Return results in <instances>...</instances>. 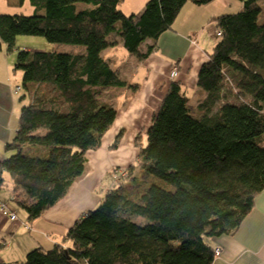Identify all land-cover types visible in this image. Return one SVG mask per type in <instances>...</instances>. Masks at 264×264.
<instances>
[{
  "label": "trees",
  "instance_id": "16d2710c",
  "mask_svg": "<svg viewBox=\"0 0 264 264\" xmlns=\"http://www.w3.org/2000/svg\"><path fill=\"white\" fill-rule=\"evenodd\" d=\"M27 1L32 14L0 13L8 50L18 35L83 48L17 54L23 105L0 160V185L8 172L14 201L34 221L66 196L86 169L88 151L102 146L116 121L118 109L103 92L140 88L103 52L122 44L146 60L189 0H147L140 13L125 11V0H20V7ZM242 3L213 17L220 39L200 68L195 102L173 80L146 143L136 137L139 164L128 167L129 183H137L139 167L141 179L172 187L152 181L137 195L112 188L67 229L63 242L0 264H213L209 238L233 233L264 189V6ZM123 135L122 129L113 147Z\"/></svg>",
  "mask_w": 264,
  "mask_h": 264
},
{
  "label": "crops",
  "instance_id": "0c3cea01",
  "mask_svg": "<svg viewBox=\"0 0 264 264\" xmlns=\"http://www.w3.org/2000/svg\"><path fill=\"white\" fill-rule=\"evenodd\" d=\"M146 1L128 0L126 3L125 0L122 7L127 12L140 13ZM4 2L20 7V0ZM222 2L225 0L198 5L189 0L176 18L174 29L164 32L157 41L156 51L139 62L138 70L134 68V75L141 77L139 90L131 94L125 88L114 87L120 89L115 99L119 103L118 115L103 137L102 146L88 151L84 173L73 182L66 196L41 217L28 220L26 211L14 201L15 187L9 173H3L6 183L0 185V202H5L17 219H11L0 210L1 262L20 261L33 247L50 248L63 242L67 229L77 218L100 203L101 181L115 167H129L138 160L139 150L134 147L137 134L149 127L173 80H178L186 91L193 89L199 93L200 68L208 60L212 47L218 42L214 41L220 35L213 17L223 13ZM5 61L9 64L0 65V160L8 155L6 145L19 127L23 105L22 90H17L19 73L12 71L11 58L7 57ZM174 67H177L178 75L172 78ZM119 129L124 130V135L119 148L111 153L108 145ZM209 241L221 249L213 264H264V189L256 195L254 207L233 233L212 237Z\"/></svg>",
  "mask_w": 264,
  "mask_h": 264
},
{
  "label": "rangeland",
  "instance_id": "374dc122",
  "mask_svg": "<svg viewBox=\"0 0 264 264\" xmlns=\"http://www.w3.org/2000/svg\"><path fill=\"white\" fill-rule=\"evenodd\" d=\"M218 1H221V0H218ZM127 2H128V0H126V3ZM222 3L224 5V7L222 8L223 13L236 12V11L240 10V8L243 5L242 0H225V2H222ZM261 3L264 6V0H261ZM217 5H220V4L218 3ZM122 6H124V3H122ZM20 11H23L27 14H32L31 13L32 12V6L29 3V1L24 3V5H22L21 7H19V5L17 7H15L13 5H8L7 3L4 2V0H0V13H2V12L15 13V12H20ZM132 12L133 11H130L129 13H132ZM260 21L264 22V12L260 16ZM219 39H220V35L218 36L217 39H215L214 42L218 41ZM0 42H1V38H0ZM1 43H2V45L0 47V53H1L0 57H3V59H2L3 61L0 59V65H3V64L8 65L9 63L5 60L7 59V57L11 58V60H12L11 61L12 62L11 69H12V71H18L19 79H17V82L20 83V85L22 84V73L20 70H16L14 67L19 50L28 49L30 51L43 50V51H57V52H79V51H81V49H83L78 45H73V44H68V43H54V42L49 41L48 39H46L44 36H41V35H18L17 40H16V45L11 50L7 49V46L4 42H1ZM103 54L106 57L111 56L114 58L115 67L118 68L121 72H123L122 74L125 77L130 79L132 82H139L141 77L134 75L135 74L134 68H137V70L139 69V62L140 61L134 54L129 52L122 44H118L114 47L107 48L103 52ZM0 68H1V66H0ZM142 73H143V68H141V70H140V74H142ZM119 92H120V89L108 88L105 92H103V97L105 99L109 100L110 102L114 103V105L118 108L119 103L115 99L119 95ZM185 92L188 95V97L190 98L191 102L192 103L195 102V100L198 97L197 91L190 89L187 91L185 90ZM120 131H121L120 129L117 131L116 136L119 134ZM138 135L141 136V140H142L141 143L145 144L146 139H147L146 129H142L137 134V136ZM116 136L114 137L112 143H110L111 145H108V149L111 151V153H113V151H115L119 148V146L113 147V145H112ZM134 147L140 151V149H139L140 147L138 145L135 144ZM29 152L32 153V152H34V150L31 149V150H29ZM86 161H88V157H87ZM134 164L138 165L139 162L136 160ZM86 167H87V163H86ZM118 169H122L123 171L124 170L126 171L125 176H122L123 178L117 174ZM135 176L138 178V181L135 184H131V183H129V178H127L128 177V167H125V166L124 167H121V166L115 167L112 170V172L110 173V175L106 176V178L103 179L100 183L99 192L101 193L102 199L104 198L105 194L110 189L119 188V187H121V185H122L123 190L128 191V192L130 191L134 195H137L138 192L140 193L141 191H143L145 189V187H147L152 181L156 182L162 186H166L168 188L172 187V185L166 183L163 180L155 178V177H154L155 179L153 178L154 180H151L152 178L149 180L141 179V172H140L139 167H137V169L135 171ZM124 177H126L127 179ZM24 260L25 259H21L20 261H24Z\"/></svg>",
  "mask_w": 264,
  "mask_h": 264
},
{
  "label": "built area",
  "instance_id": "2783aa9c",
  "mask_svg": "<svg viewBox=\"0 0 264 264\" xmlns=\"http://www.w3.org/2000/svg\"><path fill=\"white\" fill-rule=\"evenodd\" d=\"M178 75V69L177 67H174L172 72H171V77L175 78ZM20 89V86L17 87V90ZM126 171L122 170V169H118L117 170V174L122 177L125 176ZM0 210L4 213L10 216L11 219H17V216L14 212H12L9 207L7 206V204L5 202H0ZM221 253V249L220 248H215V255L218 256Z\"/></svg>",
  "mask_w": 264,
  "mask_h": 264
}]
</instances>
